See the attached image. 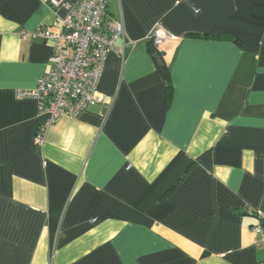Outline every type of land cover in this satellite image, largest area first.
I'll return each instance as SVG.
<instances>
[{
    "label": "crops",
    "instance_id": "crops-1",
    "mask_svg": "<svg viewBox=\"0 0 264 264\" xmlns=\"http://www.w3.org/2000/svg\"><path fill=\"white\" fill-rule=\"evenodd\" d=\"M65 13L0 0V264H258L264 0H107L125 45L106 56L104 99L37 146L47 115L15 90L53 42L20 31L58 32ZM156 25L173 36L157 47Z\"/></svg>",
    "mask_w": 264,
    "mask_h": 264
},
{
    "label": "built area",
    "instance_id": "built-area-1",
    "mask_svg": "<svg viewBox=\"0 0 264 264\" xmlns=\"http://www.w3.org/2000/svg\"><path fill=\"white\" fill-rule=\"evenodd\" d=\"M52 8L63 7L66 13L58 18V32L47 29L21 30L20 36H41L52 40L49 68L30 89H16L17 98H33L38 111L47 118L34 137L35 145L42 144L46 127L61 116L75 117L85 109L103 101L98 89L106 56L110 52L120 53L118 39L124 41V26L121 20L104 25L107 0H48ZM173 36L160 26H154L148 40L159 46ZM111 103V100L108 102ZM259 221L252 226L264 245V214L256 212ZM258 264H264V259Z\"/></svg>",
    "mask_w": 264,
    "mask_h": 264
},
{
    "label": "trees",
    "instance_id": "trees-1",
    "mask_svg": "<svg viewBox=\"0 0 264 264\" xmlns=\"http://www.w3.org/2000/svg\"><path fill=\"white\" fill-rule=\"evenodd\" d=\"M161 68L164 70V71H166L165 69V65L163 64L162 66H161ZM166 73H167V71H166ZM166 90H167V92H169V90H170V81H169V76H168V74H166Z\"/></svg>",
    "mask_w": 264,
    "mask_h": 264
},
{
    "label": "water",
    "instance_id": "water-1",
    "mask_svg": "<svg viewBox=\"0 0 264 264\" xmlns=\"http://www.w3.org/2000/svg\"><path fill=\"white\" fill-rule=\"evenodd\" d=\"M161 54H163V53H161ZM155 59L157 61V64L161 66L162 65V60H161L160 55H155Z\"/></svg>",
    "mask_w": 264,
    "mask_h": 264
}]
</instances>
